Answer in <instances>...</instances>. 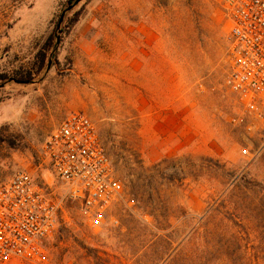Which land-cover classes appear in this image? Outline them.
<instances>
[{
	"label": "rangeland",
	"instance_id": "obj_1",
	"mask_svg": "<svg viewBox=\"0 0 264 264\" xmlns=\"http://www.w3.org/2000/svg\"><path fill=\"white\" fill-rule=\"evenodd\" d=\"M75 1L0 0V185L26 170L61 193L42 149L84 112L125 191L101 229L65 203L49 264H264V141L225 83V0H82L58 29Z\"/></svg>",
	"mask_w": 264,
	"mask_h": 264
},
{
	"label": "built area",
	"instance_id": "obj_2",
	"mask_svg": "<svg viewBox=\"0 0 264 264\" xmlns=\"http://www.w3.org/2000/svg\"><path fill=\"white\" fill-rule=\"evenodd\" d=\"M230 27L225 83L244 113L261 122L264 141V0H225ZM41 170L53 183L26 170L0 185V264H49L47 241L61 226L64 205L79 204L92 229H101L125 191L94 121L74 112L45 142Z\"/></svg>",
	"mask_w": 264,
	"mask_h": 264
},
{
	"label": "trees",
	"instance_id": "obj_3",
	"mask_svg": "<svg viewBox=\"0 0 264 264\" xmlns=\"http://www.w3.org/2000/svg\"><path fill=\"white\" fill-rule=\"evenodd\" d=\"M77 21V20H75ZM54 42V38L51 37L46 45V47L52 46ZM50 50V49H47ZM41 60H40V64L38 65L35 73H27L25 75L22 74H18L15 77H13V81L20 83V84H30L34 78L38 75H40L42 73V71L44 70L45 66H46V54L45 53H41Z\"/></svg>",
	"mask_w": 264,
	"mask_h": 264
},
{
	"label": "water",
	"instance_id": "obj_4",
	"mask_svg": "<svg viewBox=\"0 0 264 264\" xmlns=\"http://www.w3.org/2000/svg\"><path fill=\"white\" fill-rule=\"evenodd\" d=\"M82 0H76L75 3L73 5H70L61 15L60 17V20H59V23H58V29L61 28L63 22H64V19H65V16L68 12L72 11L74 7H76ZM57 44H59V38L57 40ZM51 67V61L49 62V65H48V70L50 69Z\"/></svg>",
	"mask_w": 264,
	"mask_h": 264
}]
</instances>
